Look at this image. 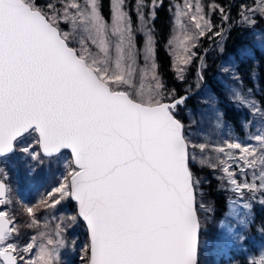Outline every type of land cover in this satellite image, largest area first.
I'll list each match as a JSON object with an SVG mask.
<instances>
[{
	"label": "snow or ice",
	"instance_id": "6c2138e0",
	"mask_svg": "<svg viewBox=\"0 0 264 264\" xmlns=\"http://www.w3.org/2000/svg\"><path fill=\"white\" fill-rule=\"evenodd\" d=\"M249 11L264 14V0ZM203 12L190 0L178 6L169 45L180 79L195 55L191 49L212 30ZM138 57L125 0H112L110 24L100 0H0V157L19 151L38 164L42 157L59 160L65 150L71 157L59 183L23 205V223L3 208L12 203L11 189L0 179V264H61V250L69 247L65 234L81 220L88 234L85 264H198L200 181L190 167L197 152L199 164L219 168L239 198L264 194V132L251 136L256 145L195 142L176 114L187 97L166 93L150 29L142 67ZM232 97L261 111L239 90ZM209 150L218 154L214 160ZM67 201L76 211L53 217L55 226L38 217ZM199 208L214 211L203 202ZM240 215L235 208L225 214L221 236L242 238L235 231ZM22 229L35 230L24 243Z\"/></svg>",
	"mask_w": 264,
	"mask_h": 264
},
{
	"label": "rangeland",
	"instance_id": "374dc122",
	"mask_svg": "<svg viewBox=\"0 0 264 264\" xmlns=\"http://www.w3.org/2000/svg\"><path fill=\"white\" fill-rule=\"evenodd\" d=\"M163 0H156V5L153 7L152 0H139L137 3H134L133 14L131 15L127 9V0H125V9L128 11L129 16L131 17L134 42L139 49V57L138 64L139 66H143V49L146 43L148 30L150 29V21L152 20V13L155 8L162 2ZM171 5L172 12V20H173V34L177 30V26L175 23L176 14L178 11V6L183 8L184 0H168ZM49 2V0H41V3ZM191 3L200 4L203 7V14L211 21L212 30L208 36V42L211 44V50L214 52L213 57L218 59V73L215 75V79L221 83V88L223 91V95L225 96L224 101L231 103L237 107H243L247 110V118L242 127V134L237 136L233 133L231 126L227 124L224 120H222V116L220 119V123L217 122V113H220V108L218 107V98L215 94H212L208 90V86L204 85L198 90V79L193 77L191 80L190 86L187 88L188 91H191L194 95V101L196 102L195 110L187 109L186 110V120L184 121L186 125V132L189 134L190 139L194 140L197 143L207 142L210 145L222 144L227 139L240 140L242 143L248 144L251 143L256 145L257 142L251 140V136L260 132H264V119L262 115V111L257 113L251 105H245L241 103H237L232 97V90L236 89L244 93L250 100L255 101L256 107L260 108L257 100L254 99L252 94L251 87H244L243 82L240 80L239 75L236 71V66L239 61L245 57H253L255 56L256 50L264 53V14L256 11L252 12L249 9H254L260 3V0H242L235 12L233 13L231 9L226 8V10L221 13L219 10L214 9L213 4L206 5L205 0H190ZM234 5V4H232ZM141 15H143L144 19H141ZM227 15L228 19L224 20L223 16ZM244 16L251 17L252 20H255V23H249L244 20ZM112 17V13H111ZM134 18V20H133ZM185 22H187V17L183 18ZM108 23H111V18ZM235 23L244 27L245 36L242 37V45L238 47L236 54H227L223 55V48L225 45V40L227 38V31L230 27H232ZM65 29L68 28L67 25H62ZM151 30V29H150ZM216 32H221L222 34L216 36ZM207 33V34H208ZM152 34V33H151ZM206 34V35H207ZM205 35V36H206ZM200 37V38H204ZM200 38L197 41V46L199 45ZM196 46V47H197ZM196 47L192 48L191 51L195 53L191 62L186 66V70L183 76L187 72V67L193 63V61H199L200 53L199 49ZM170 52L173 58V68L176 72V64L174 63L175 57L173 55V49L170 47ZM213 62V60H211ZM225 68L230 69V71H224ZM179 76V74L176 72ZM261 110V109H260ZM32 140L29 137L23 143L18 144V148L24 146L27 143H30ZM38 150V149H37ZM13 155V154H12ZM200 153H196V161H190L191 164L195 165L198 169L194 176L199 179L200 184L198 185V195H197V203H198V213L201 217L202 228L201 233L209 234L207 238V243H202V248L204 251V256L206 254L216 248H218V237H211L219 234L218 231V222L221 221L225 214L230 213V211L235 208L241 215L239 220L235 216L232 219L237 220V224L235 226V231H237L242 237L238 240H232L230 238V242L236 244L241 248V250L245 253H248V257L250 259H256L259 263L264 261V228L258 229L257 234H255V238L253 239L251 244H243V241L249 238V226L253 218V207L258 206L261 209H264V204H261L260 201L264 199V194L256 193L254 196L251 193L245 192L243 199L239 198L237 194L231 191V186L227 183L225 179H222L224 173L219 169H212L209 166L199 164V159L201 158ZM206 155L215 159V156L218 155L212 151H208ZM11 155L3 157L0 159V169H3L4 174H0V179L6 183L9 179V171L11 168L20 169L21 167L28 168V176L31 183H34L33 179L36 175H46V179H42L40 177L39 181L43 182L42 186H35L37 191L32 187L27 188L26 193L24 194V202L28 204L36 203L43 195H45L52 187L56 186L60 181V176L64 173V168L62 166L63 162L67 159H70V154L66 153V151L62 154L61 158L58 160L57 158H51L48 160H44L43 164H38L36 161L32 160L26 154L16 151L14 155L9 158ZM45 158V157H44ZM41 168V171H39ZM201 169H206L210 171L211 179L216 180L217 189L216 191L222 193L227 197V210L222 218L216 219L213 217V211L208 212L204 209L199 208V204L203 202L206 206L212 207L214 209L215 201L214 197L210 194L208 190L209 179L206 174L201 171ZM249 179L251 178L252 171L249 170L247 173ZM240 179H243L241 176ZM7 184V183H6ZM12 203L9 205L3 206V208L13 214L15 217V213L19 210L18 203L13 201V193L10 191L9 193ZM232 201H236L235 204ZM72 201H67L63 203L61 206H58L55 213V210L52 211H41L39 214V218L42 220L47 218L52 226L58 222L53 217H58L60 215L74 214L76 211V205L72 206L70 204ZM251 203V209L243 208V204ZM12 206H15L13 209ZM17 223H20L16 217ZM244 221L240 223L239 221ZM78 221V223L70 228L66 235V239L69 241V247L61 250V264H85L86 262V254L82 252V248L87 245L85 241V235L82 236V232H86L85 225L82 226V222ZM29 236L35 234V230H30ZM71 233V234H70ZM211 239V240H210ZM222 239L226 240L222 236ZM72 241H75L74 247L72 246ZM211 241V242H210ZM201 244V240H200ZM217 244V245H215ZM227 257L228 254L226 253ZM81 256H85V260L81 259ZM225 257V261L222 264H233V260ZM198 261H199V251H198ZM203 261H200L202 264Z\"/></svg>",
	"mask_w": 264,
	"mask_h": 264
},
{
	"label": "trees",
	"instance_id": "16d2710c",
	"mask_svg": "<svg viewBox=\"0 0 264 264\" xmlns=\"http://www.w3.org/2000/svg\"><path fill=\"white\" fill-rule=\"evenodd\" d=\"M139 0H127V9L129 13L133 14L134 3H137ZM144 1V0H143ZM242 0H205L206 5L213 4L216 7V10L223 8L224 11L226 8L231 9L234 13L238 4ZM234 4V5H232ZM100 9L102 15L107 21H110L112 13V0H100ZM155 16L150 21V29L155 42L156 49V62L159 66L158 72L165 85L166 93H171L174 91L175 96L173 99H178L181 96H184L187 93L192 94V96L187 99L182 106H177L176 114L182 122L186 120V110L191 109L195 110L196 102L194 101V95L191 91H188L187 88L191 84L193 77L198 79V90L204 86H208V90L215 94L218 98V107L220 108L222 120L231 126V129L234 134L240 136L243 132L242 127L247 118V110L243 107H237L224 101L225 96L222 94L223 90L219 88L221 83L215 79V75L218 73V59L213 57L214 52L211 50V44L208 42L209 33L204 37L200 38L199 45L196 49H199L200 58L199 61H193L187 67V72L183 76V79H180L176 74L173 68V58L170 52L169 41L173 36V20L170 1L163 0L154 10ZM134 15V14H133ZM134 20V18H133ZM244 27L235 23L227 31V38L225 40V45L223 48V55L227 54H236L238 47L242 45V37L245 36ZM213 60V62H211ZM237 74L240 77V80L243 82L244 87H251L252 94L254 99L257 100L258 105L262 111L264 119V53L256 50L255 56L245 57L241 59L236 66ZM166 101H170L166 98ZM66 153H68L66 151ZM14 155V154H13ZM11 155L9 158H11ZM69 155V153H68ZM48 160L49 158H44ZM193 173L198 171L197 167L190 163ZM28 168L21 167L20 169L11 168L9 171V179L6 181L7 185L13 193V201L18 203V211L15 213L18 221L23 223L27 220V216L22 213V204L25 201L24 194L26 193L27 188L32 187L35 192L37 188L35 186H42L43 182H40V177L46 179V175H36L33 179L34 183H31L28 176ZM41 171V168H39ZM203 173L206 174L209 179L208 190L210 194L214 197L215 206L213 211V217L216 219L222 218L227 210V197L222 193L216 191L217 184L216 180L211 179V174L209 170L201 169ZM36 184V185H35ZM72 206H75L73 202H70ZM15 209V206H12ZM58 211L55 210V213ZM38 213V217H39ZM198 215H200L198 213ZM81 223V222H80ZM82 226L84 225L81 223ZM84 227V226H83ZM264 228V209L259 208L258 206L253 207V218L249 226V238L243 241V244H251L257 234L258 229ZM30 230L22 229L20 242L24 243L27 241ZM71 234V233H70ZM87 236L86 232H82V236ZM209 234L201 233L200 240L201 244L199 246V261L202 260V264H222L225 261V257L233 260V264H261L256 259H250L248 253H245L239 248L238 245L231 243L230 238L224 240L222 236L216 234L211 237H218V248L208 252L206 257L204 256V251L202 248V243H206ZM210 239V240H211ZM88 244V240L86 241ZM211 242V241H210ZM217 245V244H215Z\"/></svg>",
	"mask_w": 264,
	"mask_h": 264
},
{
	"label": "water",
	"instance_id": "95a60500",
	"mask_svg": "<svg viewBox=\"0 0 264 264\" xmlns=\"http://www.w3.org/2000/svg\"><path fill=\"white\" fill-rule=\"evenodd\" d=\"M191 96H192V94L187 93V94H185L184 96H181V97H187V98H186V100H187V99H189ZM186 100H185V101H186ZM165 102H170V101H165ZM178 106H182V105H178ZM65 151H67V150H65ZM67 152H68V151H67ZM14 153H15V152H14ZM14 153H11V154H9V155H12V154H14ZM1 158H3V157H0V159H1ZM4 183H5V182H4ZM72 202L75 204L74 201H72ZM81 222L84 224V222H83L82 220H81ZM84 225H85V224H84ZM85 227H86V226H85ZM87 236H88V234H87ZM198 251H199V250H198Z\"/></svg>",
	"mask_w": 264,
	"mask_h": 264
},
{
	"label": "flooded vegetation",
	"instance_id": "af4514ba",
	"mask_svg": "<svg viewBox=\"0 0 264 264\" xmlns=\"http://www.w3.org/2000/svg\"><path fill=\"white\" fill-rule=\"evenodd\" d=\"M87 240H88V236L85 235V241H87Z\"/></svg>",
	"mask_w": 264,
	"mask_h": 264
}]
</instances>
